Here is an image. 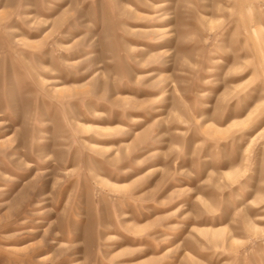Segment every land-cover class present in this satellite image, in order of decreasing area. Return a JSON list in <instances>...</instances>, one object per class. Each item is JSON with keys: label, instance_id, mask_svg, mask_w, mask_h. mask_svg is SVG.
Masks as SVG:
<instances>
[{"label": "rangeland", "instance_id": "rangeland-1", "mask_svg": "<svg viewBox=\"0 0 264 264\" xmlns=\"http://www.w3.org/2000/svg\"><path fill=\"white\" fill-rule=\"evenodd\" d=\"M0 264H264V0H0Z\"/></svg>", "mask_w": 264, "mask_h": 264}]
</instances>
